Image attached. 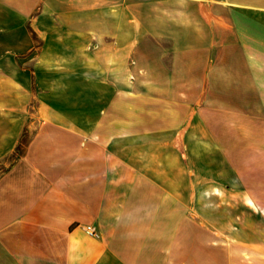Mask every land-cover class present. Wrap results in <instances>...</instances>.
Listing matches in <instances>:
<instances>
[{"label": "crops", "instance_id": "obj_1", "mask_svg": "<svg viewBox=\"0 0 264 264\" xmlns=\"http://www.w3.org/2000/svg\"><path fill=\"white\" fill-rule=\"evenodd\" d=\"M11 156L0 264H264V0H0Z\"/></svg>", "mask_w": 264, "mask_h": 264}, {"label": "rangeland", "instance_id": "obj_2", "mask_svg": "<svg viewBox=\"0 0 264 264\" xmlns=\"http://www.w3.org/2000/svg\"><path fill=\"white\" fill-rule=\"evenodd\" d=\"M24 142H25V139L23 138L22 139V144H24ZM21 144V145H22ZM14 156H11V157H9V158H7V159H5L4 160V162H3V164H1L0 165V173L3 171V170H5L6 168H7V166L10 164V163H12L13 162V160H14ZM229 211H227V213L230 215V211H235L234 209H228ZM228 217H231V216H228Z\"/></svg>", "mask_w": 264, "mask_h": 264}, {"label": "built area", "instance_id": "obj_3", "mask_svg": "<svg viewBox=\"0 0 264 264\" xmlns=\"http://www.w3.org/2000/svg\"><path fill=\"white\" fill-rule=\"evenodd\" d=\"M85 231L87 232L88 235L90 236H96L95 231L91 227H86Z\"/></svg>", "mask_w": 264, "mask_h": 264}, {"label": "trees", "instance_id": "obj_4", "mask_svg": "<svg viewBox=\"0 0 264 264\" xmlns=\"http://www.w3.org/2000/svg\"><path fill=\"white\" fill-rule=\"evenodd\" d=\"M20 144H22V139H21V142H20ZM19 147H20V145H19Z\"/></svg>", "mask_w": 264, "mask_h": 264}, {"label": "bare ground", "instance_id": "obj_5", "mask_svg": "<svg viewBox=\"0 0 264 264\" xmlns=\"http://www.w3.org/2000/svg\"><path fill=\"white\" fill-rule=\"evenodd\" d=\"M250 204H251V202H250Z\"/></svg>", "mask_w": 264, "mask_h": 264}]
</instances>
